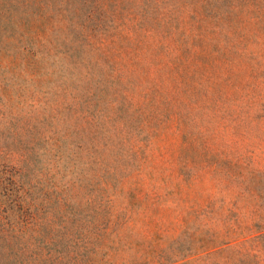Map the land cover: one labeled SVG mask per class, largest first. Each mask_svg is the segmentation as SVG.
<instances>
[{"label":"rangeland","instance_id":"obj_1","mask_svg":"<svg viewBox=\"0 0 264 264\" xmlns=\"http://www.w3.org/2000/svg\"><path fill=\"white\" fill-rule=\"evenodd\" d=\"M0 264H264V0H0Z\"/></svg>","mask_w":264,"mask_h":264}]
</instances>
